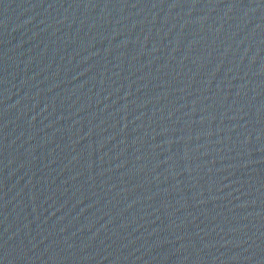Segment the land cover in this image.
Segmentation results:
<instances>
[{
    "label": "water",
    "instance_id": "obj_1",
    "mask_svg": "<svg viewBox=\"0 0 264 264\" xmlns=\"http://www.w3.org/2000/svg\"><path fill=\"white\" fill-rule=\"evenodd\" d=\"M0 264H264V0H0Z\"/></svg>",
    "mask_w": 264,
    "mask_h": 264
}]
</instances>
